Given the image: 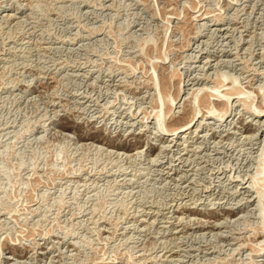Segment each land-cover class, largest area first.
Returning <instances> with one entry per match:
<instances>
[{"label":"rangeland","instance_id":"1","mask_svg":"<svg viewBox=\"0 0 264 264\" xmlns=\"http://www.w3.org/2000/svg\"><path fill=\"white\" fill-rule=\"evenodd\" d=\"M263 90L264 0H0V264H264Z\"/></svg>","mask_w":264,"mask_h":264},{"label":"bare ground","instance_id":"2","mask_svg":"<svg viewBox=\"0 0 264 264\" xmlns=\"http://www.w3.org/2000/svg\"><path fill=\"white\" fill-rule=\"evenodd\" d=\"M235 91H236V89H235ZM217 92V91H216ZM244 92V91H243ZM259 92V91H258ZM263 92H264V90H263ZM219 93V92H218ZM218 93H216V94H218ZM236 93V95L238 96L241 92L240 91H236V92H230L229 93V91H224L223 92V95H224V98H221V97H223V95L221 96V95H216L215 97H214V95H212L214 98H213V103L214 104H216L217 106H219V111H222V112H216L217 114L219 113L220 115H218V116H220V117H216L213 113H215V112H212L211 114H213L214 115V117H216L217 119H223V117L225 116V115H227L228 114V111H229V106L231 105L232 106V104H229L230 103V99H231V97L233 96V97H235L233 94H235ZM198 94V93H197ZM209 94H210V92H209ZM215 94V93H214ZM246 94H247V92H246ZM241 95V94H240ZM209 96V95H208ZM207 96V98L205 99V98H203V99H205V101L207 100V99H210L211 100V98H209V97H211V96H209L208 97ZM221 96V97H220ZM185 97V96H184ZM241 98H242V96H240ZM196 98V97H195ZM201 98V97H200ZM239 98V97H238ZM240 98V99H241ZM240 99H236V97H235V100H239L240 101ZM195 100V99H194ZM210 100H208L209 102H212V101H210ZM215 100V101H214ZM182 101V100H181ZM207 101V102H208ZM236 101V102H237ZM242 101V103H244L243 101H245V100H241ZM204 102V101H203ZM164 103V102H163ZM212 103V104H213ZM232 103V102H231ZM245 103H246V101H245ZM211 104V103H210ZM209 105V104H208ZM207 105V106H208ZM244 105V104H243ZM251 105V104H250ZM262 105V104H261ZM260 105V107H258V109L255 111L256 113H255V116L256 117H258L259 118V121L261 120V118H263L262 116H264V106H261ZM259 106V105H258ZM212 107V106H211ZM211 107H209L208 109H209V111H207V113L208 112H210V110L212 109ZM250 108H251V106H250ZM255 109V108H254ZM193 110V109H192ZM250 110V109H249ZM195 111V110H194ZM215 111H216V108H215ZM157 112V111H156ZM160 112H157V114L155 115V121L156 122H158V125H159V127H160V129H162L163 127H162V125L160 126V123H161V121H164V120H161V115L159 114ZM254 113V112H253ZM195 114H197V112H195ZM194 114V112H193V115L194 116H192V118H190L189 120L188 119H185V117H184V119H182L175 127H173V128H171V129H167L166 128V130H168V131H170L171 133V135L173 136V135H177V134H179V133H181V132H183V131H185V130H188L190 127H192V122H193V119L195 118V115ZM210 114V115H211ZM203 115V114H202ZM213 115H211V116H213ZM229 116V115H228ZM165 117V116H164ZM203 117V116H202ZM227 117V116H226ZM255 117V118H256ZM229 118V117H228ZM198 119V118H197ZM202 119V118H201ZM227 119V118H226ZM253 120V119H252ZM264 120V119H263ZM263 120H261V121H263ZM227 121V120H226ZM258 121V120H257ZM256 121V122H257ZM201 123V122H200ZM261 123H263V122H261ZM193 124H195V123H193ZM258 124H260V122L258 123ZM261 125V124H260ZM194 126V125H193ZM197 126V125H196ZM260 127H262V125L260 126ZM260 127H258V129L260 128ZM164 129V128H163ZM166 132V131H165ZM250 133V132H249ZM261 133V132H260ZM170 135V136H171ZM182 135V134H181ZM250 135H252V134H250ZM253 135H255V133H253ZM257 135V134H256ZM249 137V136H248ZM257 137V136H256ZM251 138V137H250ZM169 144V143H168ZM264 144V143H263ZM135 149H137L136 147H134L133 148V150H135ZM260 167V166H259ZM263 174V176H262V178H263V182H264V162L262 163V165H261V167H260V171H259V174ZM258 174V175H259ZM260 174V175H261ZM258 178V177H257ZM256 178V179H257ZM260 178V180H261V177H259ZM242 181V180H241ZM256 180H254V182H255ZM253 182V181H252ZM253 182V183H254ZM257 182V181H256ZM263 184V183H262ZM254 185H255V183H254ZM253 185V186H254ZM264 187V186H263ZM264 210V209H263ZM262 210V211H263ZM262 217L264 218V211H263V213H262ZM264 250V249H263Z\"/></svg>","mask_w":264,"mask_h":264}]
</instances>
